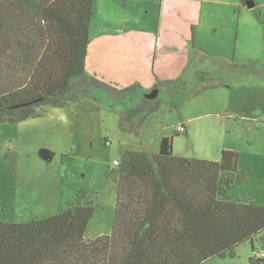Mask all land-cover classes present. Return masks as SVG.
<instances>
[{
	"label": "trees",
	"instance_id": "trees-1",
	"mask_svg": "<svg viewBox=\"0 0 264 264\" xmlns=\"http://www.w3.org/2000/svg\"><path fill=\"white\" fill-rule=\"evenodd\" d=\"M92 17L93 0H0V124L38 117L42 106L66 107L90 89L113 102L138 94V85L116 89L85 74ZM160 105L141 95L122 111L120 131L140 137ZM171 140L163 137L157 153H121L108 174L115 185L109 235L84 239L94 206L79 196L52 216L0 222V264H202L256 236L264 248V206L239 197L249 176L239 173L238 154L176 157ZM256 253L263 256L251 262L264 264V249Z\"/></svg>",
	"mask_w": 264,
	"mask_h": 264
},
{
	"label": "rangeland",
	"instance_id": "rangeland-1",
	"mask_svg": "<svg viewBox=\"0 0 264 264\" xmlns=\"http://www.w3.org/2000/svg\"><path fill=\"white\" fill-rule=\"evenodd\" d=\"M97 2L99 0H93V6ZM127 2L128 7L121 6L118 0L98 3L99 10H93L89 29L85 74L103 69L109 72V79L103 82L116 89L138 85L123 77L122 69L136 64L131 70L134 74L146 62L142 58L130 62V56L135 55L133 52L128 53V58L119 52L100 54L97 48L103 40L96 38L105 27L104 21L108 18L121 28L134 13L140 26H151L150 10L155 11V23L159 12V0H152L155 7L147 0ZM163 16L162 23L167 21L168 28L173 29L175 24L167 11ZM177 19L181 21L180 14ZM220 19L225 20L224 17ZM254 19L258 31L264 23V6L259 7ZM253 27L251 24L246 28L248 33L242 39L246 52L250 53L264 42V39H256ZM154 39L156 34L152 33L149 43L152 46ZM220 39L218 36L219 44ZM202 50L205 51L199 53L202 58L220 53L230 59L233 57L229 49L202 46ZM238 52L239 49L236 60ZM139 55L140 52L135 56ZM147 59L151 64L153 54ZM195 64L199 63L192 62L190 66L196 68ZM199 65L202 66L197 68L200 69L198 75L189 80L185 89L177 82L160 87L157 97L161 101L160 108L141 126L140 137L120 131L118 124L122 111L139 101L147 91L141 84L138 94L123 102H113L106 92L90 89L86 96L66 107L42 106L38 109V117L15 124H0V222L28 223L52 216L74 205L80 196L81 203L92 202L94 206L84 239L109 235L115 185L108 174L116 168L123 151L157 153L163 137H171L176 157L218 161L222 150L235 151L239 173L249 176V181L239 188V197L242 200L247 197L255 205L264 206V81L261 77L250 76L251 79L238 83L220 75L221 68L205 73L203 69L208 66ZM88 75L102 80L98 75ZM219 83L223 86L211 87ZM43 149L52 154L50 161L40 157ZM263 249L261 236H256L252 243L239 245L232 256L212 258L202 264H256L251 259L260 256L256 252Z\"/></svg>",
	"mask_w": 264,
	"mask_h": 264
},
{
	"label": "crops",
	"instance_id": "crops-1",
	"mask_svg": "<svg viewBox=\"0 0 264 264\" xmlns=\"http://www.w3.org/2000/svg\"><path fill=\"white\" fill-rule=\"evenodd\" d=\"M105 1L115 0H99L97 4H94L93 10L98 12V3L102 5ZM118 1L121 6L128 7L127 0ZM147 1L153 4L152 0ZM246 3L252 4L253 7L248 8ZM187 5V8L182 7ZM153 6L156 5L153 4ZM262 6H264V0L262 2L257 0H159L156 23L153 22L155 11L154 9L150 10L151 26H140L134 13L129 16V20H125V25L121 28H118L107 18L104 21L105 27L102 28L96 38L103 40L102 43L98 44L97 49L102 55L119 52L126 58H128L129 52H133L135 55L140 52V57L130 56V62L134 63L136 58H142L146 64L139 66L134 74L131 73V70L136 67V64L123 67L122 76L126 77L131 84L138 82L143 90H147L146 92L152 90L157 82L162 81L182 83L179 85L185 89L189 80L197 76L200 71L197 69L198 67L190 66L192 62L205 63L208 66L207 69H203L205 73L221 68L220 75L226 76L225 79L231 78L238 83H242L245 79H251L250 76L253 78L261 77L264 81V42H261L258 50L253 49V53H250L246 52L242 40L248 33L246 28L251 24H254L252 31L257 34L256 39H260V41L264 39V23L257 31V24L254 19L256 11ZM164 11H167V16L172 18V22H174L175 27L173 29L168 28L167 21L162 23ZM147 13H149L148 10ZM179 14L181 21H185L184 23L177 19ZM220 17H224L225 20H221ZM132 22L134 24H130ZM180 22L181 25H179ZM195 27L196 29H194ZM152 33L156 34L153 46L149 44ZM218 36L221 37V44L218 43ZM202 46L229 49L233 57L230 59L225 55L221 56L222 53H220L214 57L202 58L199 54L204 51ZM135 49L139 51H132ZM237 49L239 52L236 60ZM151 54H153V60L149 64L147 58ZM160 59L164 62L160 63ZM169 60H172V63H166ZM248 66L250 68L245 69ZM90 71L88 74L98 75L102 81L109 79V72L103 69ZM211 78L213 77L211 76ZM123 85H127V83Z\"/></svg>",
	"mask_w": 264,
	"mask_h": 264
},
{
	"label": "water",
	"instance_id": "water-1",
	"mask_svg": "<svg viewBox=\"0 0 264 264\" xmlns=\"http://www.w3.org/2000/svg\"><path fill=\"white\" fill-rule=\"evenodd\" d=\"M246 5L248 8L253 7L252 4L249 5L248 3H246ZM159 92L160 90L158 88H155V89L150 90L148 93L143 94V97L148 100H154L158 97ZM40 157L45 161H50L53 156L49 151L43 149L40 151Z\"/></svg>",
	"mask_w": 264,
	"mask_h": 264
},
{
	"label": "flooded vegetation",
	"instance_id": "flooded-vegetation-1",
	"mask_svg": "<svg viewBox=\"0 0 264 264\" xmlns=\"http://www.w3.org/2000/svg\"><path fill=\"white\" fill-rule=\"evenodd\" d=\"M203 65H204V64H203ZM195 66L199 68V67H201L202 65H199V64L196 65V64H195ZM191 77H192V75H191ZM192 80H193V78H192Z\"/></svg>",
	"mask_w": 264,
	"mask_h": 264
},
{
	"label": "clouds",
	"instance_id": "clouds-1",
	"mask_svg": "<svg viewBox=\"0 0 264 264\" xmlns=\"http://www.w3.org/2000/svg\"><path fill=\"white\" fill-rule=\"evenodd\" d=\"M260 256H258V257H261V254H259Z\"/></svg>",
	"mask_w": 264,
	"mask_h": 264
},
{
	"label": "built area",
	"instance_id": "built-area-1",
	"mask_svg": "<svg viewBox=\"0 0 264 264\" xmlns=\"http://www.w3.org/2000/svg\"><path fill=\"white\" fill-rule=\"evenodd\" d=\"M261 256H263V254L261 253Z\"/></svg>",
	"mask_w": 264,
	"mask_h": 264
}]
</instances>
